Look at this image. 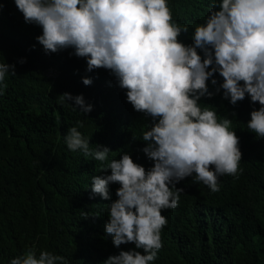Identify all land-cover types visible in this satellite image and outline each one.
<instances>
[{"label": "trees", "instance_id": "obj_1", "mask_svg": "<svg viewBox=\"0 0 264 264\" xmlns=\"http://www.w3.org/2000/svg\"><path fill=\"white\" fill-rule=\"evenodd\" d=\"M213 2L168 0L173 21L189 29L181 42L193 43L194 27L204 23ZM0 4V63L16 65L0 95V264L29 248L64 256L68 264H104L134 248L117 249L104 230L105 205L117 199L120 185H110V200L92 193V176L104 175V164L69 150L65 136L79 121L90 147H108L109 160L128 152L148 169L152 162L141 149L150 120L127 102L110 71L87 72L86 60L70 55L72 49L46 55L36 40L42 29L25 23L14 0ZM50 69L58 71L55 79L47 75ZM83 78L93 83L85 86ZM213 78L218 84L209 80L208 86L215 92L223 80ZM64 93L83 95L93 111L85 115L71 102L59 103ZM201 103L214 106L218 119L236 113L229 118L240 140L239 170L219 177L215 193L195 174L177 185L183 192L176 208L162 210L167 223L152 264H264V139L247 128L260 105L246 97L233 106L222 91Z\"/></svg>", "mask_w": 264, "mask_h": 264}, {"label": "clouds", "instance_id": "obj_2", "mask_svg": "<svg viewBox=\"0 0 264 264\" xmlns=\"http://www.w3.org/2000/svg\"><path fill=\"white\" fill-rule=\"evenodd\" d=\"M26 24L42 29L36 37L46 55L72 49L70 55L86 60V71L105 69L125 90L133 109L149 118L142 132L141 149L152 162L146 169L128 152L109 160L112 151L90 147L78 127L65 136L67 148L104 164L91 180V191L110 200V185L118 184L117 199L105 205V233L113 245H134L111 255L104 264H152L162 247L167 223L163 209H174L186 178L202 182L215 193L218 178L235 176L242 153L236 131V113L218 119L214 106L201 103L223 92L235 106L250 98L253 109L247 128L264 139V0H214L204 23L196 25L192 41H180L187 26L173 21L168 0H14ZM3 5L0 4V9ZM201 53L203 55H201ZM26 63L25 59L19 61ZM16 75V65L0 63V95L6 75ZM219 75L223 82L215 92ZM90 86L93 81L83 78ZM71 102L87 115L93 106L83 95L64 93L58 102ZM110 174H107L109 173ZM10 264H68L64 256L29 248Z\"/></svg>", "mask_w": 264, "mask_h": 264}, {"label": "built area", "instance_id": "obj_3", "mask_svg": "<svg viewBox=\"0 0 264 264\" xmlns=\"http://www.w3.org/2000/svg\"><path fill=\"white\" fill-rule=\"evenodd\" d=\"M47 75L50 77V78H56L59 74H58V71L54 70V69H50L48 72H47Z\"/></svg>", "mask_w": 264, "mask_h": 264}]
</instances>
